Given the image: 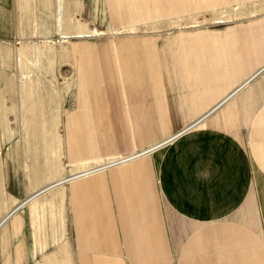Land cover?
<instances>
[{
  "label": "crops",
  "instance_id": "1",
  "mask_svg": "<svg viewBox=\"0 0 264 264\" xmlns=\"http://www.w3.org/2000/svg\"><path fill=\"white\" fill-rule=\"evenodd\" d=\"M113 3L121 30L202 8H225L227 19L99 47L103 65L65 121L67 162L44 174L43 163L15 169L5 158L11 213L0 225V264H264V0Z\"/></svg>",
  "mask_w": 264,
  "mask_h": 264
},
{
  "label": "rangeland",
  "instance_id": "2",
  "mask_svg": "<svg viewBox=\"0 0 264 264\" xmlns=\"http://www.w3.org/2000/svg\"><path fill=\"white\" fill-rule=\"evenodd\" d=\"M113 1L0 0V218L5 214V158H11L10 168L15 169L43 163L44 174H53L61 159H69L65 121L84 85L91 88V73L103 65L99 47L148 30L161 34L221 28L227 19L225 8H202L121 30L114 28L119 18L113 15ZM145 148L94 161L77 173ZM73 173L42 192L66 184Z\"/></svg>",
  "mask_w": 264,
  "mask_h": 264
},
{
  "label": "bare ground",
  "instance_id": "3",
  "mask_svg": "<svg viewBox=\"0 0 264 264\" xmlns=\"http://www.w3.org/2000/svg\"><path fill=\"white\" fill-rule=\"evenodd\" d=\"M224 101V100H223ZM202 119V118H201ZM180 135V134H179ZM178 135H176V136H174V137H172V138H175V137H177ZM172 138H170V139H168V140H166V141H163V142H161V143H159V144H157V145H155V146H153V147H148V149H145V150H141V151H137V152H135V153H133V154H129V155H125V156H121V157H118V158H116L115 160L113 159V160H110L109 162L107 161L106 163H104V164H101V165H99V166H94V167H92V168H89V169H87V170H84V171H80V172H74L71 176H69V178H67L68 180H72V179H76V178H78V177H80V176H85V175H90V174H92V173H94V172H97V171H100V170H104V169H107V168H109V167H112V166H117V165H120L121 163L123 164V163H126V162H128V161H132V160H134V159H136L137 157H139V156H142V155H144V154H147V152L148 151H151V150H153V149H155V148H158L159 146H161L162 144H164L165 142H168L169 140H171ZM82 170V169H81ZM77 173V174H76ZM67 177V176H66ZM63 181H66L65 180V178L63 177V178H60L59 180H57L56 182H51V183H48L47 185H45V186H43L42 187V189L41 190H39V192L38 193H41L42 191H44V190H49L50 188H53V187H55V186H57L58 184H60L61 182H63ZM36 194V193H35ZM38 197V196H37ZM32 199H34V198H32ZM23 203V202H22ZM18 206V205H17ZM15 209V208H14ZM13 212V211H12ZM11 212H7L6 214H4L3 216H2V218H0V225L2 224V223H4L5 221L4 220H6L8 217H9V214H10ZM11 216V215H10Z\"/></svg>",
  "mask_w": 264,
  "mask_h": 264
},
{
  "label": "built area",
  "instance_id": "4",
  "mask_svg": "<svg viewBox=\"0 0 264 264\" xmlns=\"http://www.w3.org/2000/svg\"><path fill=\"white\" fill-rule=\"evenodd\" d=\"M185 130H188V128L187 129H185ZM184 130V131H185ZM170 141V140H169ZM168 141V142H169ZM168 142H165L164 144H167ZM164 144H162L161 146H159L158 148H161V147H163L164 146ZM158 148H155V149H153V150H151V151H148L147 153H150V152H152V151H154V150H156V149H158Z\"/></svg>",
  "mask_w": 264,
  "mask_h": 264
}]
</instances>
